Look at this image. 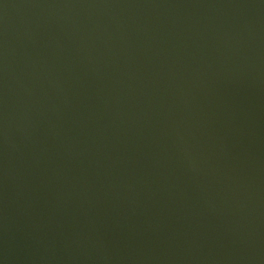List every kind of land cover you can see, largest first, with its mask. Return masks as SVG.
I'll return each mask as SVG.
<instances>
[{"label":"water","instance_id":"water-1","mask_svg":"<svg viewBox=\"0 0 264 264\" xmlns=\"http://www.w3.org/2000/svg\"><path fill=\"white\" fill-rule=\"evenodd\" d=\"M0 264H264V0H0Z\"/></svg>","mask_w":264,"mask_h":264}]
</instances>
